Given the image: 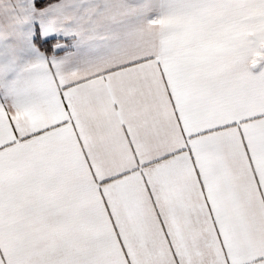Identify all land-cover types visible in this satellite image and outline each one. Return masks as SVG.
Here are the masks:
<instances>
[{
  "label": "snow or ice",
  "instance_id": "1",
  "mask_svg": "<svg viewBox=\"0 0 264 264\" xmlns=\"http://www.w3.org/2000/svg\"><path fill=\"white\" fill-rule=\"evenodd\" d=\"M0 264H264V0H0Z\"/></svg>",
  "mask_w": 264,
  "mask_h": 264
}]
</instances>
